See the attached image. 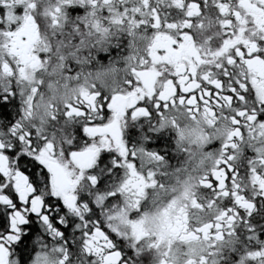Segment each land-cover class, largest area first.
<instances>
[{"label":"snow or ice","instance_id":"obj_1","mask_svg":"<svg viewBox=\"0 0 264 264\" xmlns=\"http://www.w3.org/2000/svg\"><path fill=\"white\" fill-rule=\"evenodd\" d=\"M161 37L173 50L190 40L195 68L170 63ZM256 65H264V0H0V264H138L145 252L175 264L161 251L160 224L189 210L183 197L156 200L168 192L157 176L167 174L158 149L169 136L213 161L191 193L197 235L219 241L211 259L199 242L202 264H264ZM243 241L255 245L247 260L223 256Z\"/></svg>","mask_w":264,"mask_h":264},{"label":"flooded vegetation","instance_id":"obj_2","mask_svg":"<svg viewBox=\"0 0 264 264\" xmlns=\"http://www.w3.org/2000/svg\"><path fill=\"white\" fill-rule=\"evenodd\" d=\"M129 2L137 3L138 0H129ZM167 2L168 0H163V4H167ZM163 10L165 12L169 11L167 7H164ZM212 31H215V29ZM16 43L20 45L21 48L23 47V42L19 41L18 39ZM126 44L127 38L121 36L120 48L115 49L113 53V59L116 60V66L118 69L123 67V61L118 59L117 53L121 55H127ZM158 46L167 49L166 58L170 63L178 64L181 59L188 60L190 55L194 56L190 40H187L186 44L181 48L173 50L168 46V38L161 37V41ZM103 60L105 63H107V57H104ZM188 63L191 68H195L196 65H193L191 60H188ZM196 63L199 64L201 61L197 59ZM255 70L258 73H264V65H256ZM155 78L156 73L153 71L144 73V79L148 85H151ZM255 86L259 92L264 93V80L257 81ZM165 89L166 91L170 92V85H165ZM54 127L58 128V126ZM69 131L72 130L69 129ZM165 135H168V133H165ZM168 139L169 142L167 144H161L158 149L162 152V154H166V166L160 171L161 173L167 174H161L157 176L158 181L167 186L168 192L156 197V200L163 201L165 204H167L168 202L173 201L175 198L183 197L186 198L189 211L187 213V219L185 218V213L182 210L179 211L175 216H165L162 219L159 232L164 244L161 246V251L164 253V256H166L169 250H171L175 264H202L200 252L195 250L199 247V242L204 241L210 245L206 248L203 255L206 258L211 259L212 254L216 252L215 244H217L219 241L217 240L214 232L207 234L202 231L199 233V235H197V228L203 227V225L198 224L195 217L192 215V209L197 208L198 205H196L195 201L191 198V193L196 191L193 186L195 184L194 178L199 175V172L203 168L212 164L213 161L203 159L199 153V149H191L190 151H185L182 148L177 149L175 142L171 140L170 136ZM135 142L136 138H132L131 143ZM218 143L219 141L213 140L211 144L205 145L203 147V153L207 154L209 151L214 150L218 146ZM251 155L252 153L248 146L244 145L243 157H249ZM87 158V154L82 155L81 157L76 158L77 163L83 165L87 162ZM237 164L241 173L245 177L243 183L245 184V187H247V173L245 170V165L243 164V159L237 161ZM54 180L55 183L62 188H66L69 183L62 170L56 171ZM185 184L190 186L187 191L185 190ZM197 196L203 200L205 194L202 192H197ZM224 236L225 238L227 237L226 232L224 233ZM254 246V244H249L248 241H243V243L237 245V248L239 249L237 253H233L224 249L222 250L223 256L231 259L233 255H236L237 261H239V258L243 256L245 260H247V249ZM164 256H161V259H164ZM154 260L155 257L151 252H145L142 259L138 261V264H154ZM166 264H172V261H166Z\"/></svg>","mask_w":264,"mask_h":264},{"label":"rangeland","instance_id":"obj_3","mask_svg":"<svg viewBox=\"0 0 264 264\" xmlns=\"http://www.w3.org/2000/svg\"><path fill=\"white\" fill-rule=\"evenodd\" d=\"M241 257H243V256H241Z\"/></svg>","mask_w":264,"mask_h":264}]
</instances>
